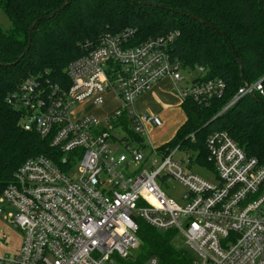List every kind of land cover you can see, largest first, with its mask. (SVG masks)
<instances>
[{"label": "built area", "instance_id": "built-area-1", "mask_svg": "<svg viewBox=\"0 0 264 264\" xmlns=\"http://www.w3.org/2000/svg\"><path fill=\"white\" fill-rule=\"evenodd\" d=\"M133 36L103 35L69 62L66 87L26 78L8 94L22 128L47 139L55 154L26 159L0 189V244L10 240L6 225L21 232L16 249L0 251V264H124L134 260L140 220L183 235L198 256L189 264H264V160L246 154L226 131L206 137L205 162L198 151L194 161L175 159L180 144L158 149L144 139L161 118L134 108L163 78L180 103L208 104L223 94L224 82L203 79V67H184L172 54L177 31L135 45ZM262 81L244 83L226 108L263 95ZM107 94L116 100L112 110L76 115V105L102 106ZM121 148L127 153L117 154ZM173 180L184 188L177 197L161 188ZM141 264L160 263L149 257Z\"/></svg>", "mask_w": 264, "mask_h": 264}, {"label": "trees", "instance_id": "trees-1", "mask_svg": "<svg viewBox=\"0 0 264 264\" xmlns=\"http://www.w3.org/2000/svg\"><path fill=\"white\" fill-rule=\"evenodd\" d=\"M65 1L0 0L10 21L8 29L0 27V189L26 159L55 154L47 139L22 128L8 94L26 78L45 88L66 87L70 61L103 35L125 30L134 32L133 45L177 31L172 54L184 67H203V79L225 84L223 94L208 104L181 103L185 120L171 143L191 147L205 162L206 137L226 131L246 154L264 160V93L246 95L226 108L244 83L263 78L264 90V0H69L57 11ZM137 225L139 245L134 260L124 264H141L149 257L160 264L192 262L187 250L172 245L174 230H158L141 220Z\"/></svg>", "mask_w": 264, "mask_h": 264}, {"label": "rangeland", "instance_id": "rangeland-1", "mask_svg": "<svg viewBox=\"0 0 264 264\" xmlns=\"http://www.w3.org/2000/svg\"><path fill=\"white\" fill-rule=\"evenodd\" d=\"M10 26V21L6 14L0 9V27L3 29H8ZM193 75H197V72H193ZM115 98V97H114ZM115 100H111V98L108 101V104L113 107V103ZM112 103V104H111ZM82 107L89 108L96 112V109L101 108V106H94L91 103H87L84 105H76L74 110L77 112V110ZM94 107V108H93ZM98 112H96L97 114ZM101 115V114H98ZM162 120V126L156 127V128H149L147 131V134L144 136V139L146 142H150L151 145L148 144L149 147L154 146L155 148L161 149L169 147L171 150L175 149V146L177 144L171 143L174 135L176 134L178 128L181 126V124L185 120V115L180 106L175 107L172 111L167 112V114L160 115L159 116ZM119 135H123L122 131H119ZM188 146L183 145L181 148H179L174 158L175 159H184L188 160L190 156H192L193 161L197 157V151L193 152L190 148H186ZM149 149L145 150V152H148ZM120 153H127L125 149L121 148L117 154ZM198 158V157H197ZM186 165V164H184ZM134 166H132L133 169ZM195 171H197L200 175L206 177V178H213V172L208 170H201L200 168H195ZM71 176L73 178L77 177V164L72 165V169L70 171ZM161 188L165 191V194L167 196L177 197L179 194H181L184 191V188L176 181H172L169 183V187H165L161 185ZM7 227H4V233L7 234L8 237H10L9 242H5L0 244V251L2 253H11L16 247L18 246L20 239H21V232L15 229L12 226L6 225ZM172 245L178 249H185L189 252V254L192 256L193 259H198L197 254L188 247V245L185 243V239L183 235H181L179 232H176L174 237L172 238Z\"/></svg>", "mask_w": 264, "mask_h": 264}, {"label": "crops", "instance_id": "crops-1", "mask_svg": "<svg viewBox=\"0 0 264 264\" xmlns=\"http://www.w3.org/2000/svg\"><path fill=\"white\" fill-rule=\"evenodd\" d=\"M173 86L174 85L169 78L161 79L153 87H151L149 90L144 92L141 96H139L135 100L134 103L135 110L139 113L165 116L167 112L172 111L175 107L178 106L181 107V103L176 93L174 92ZM110 98L111 100H115L112 94H107L105 98V103L101 106V108L96 109V112H98L97 114L96 112H94L89 108L80 106V108L76 112V115L79 116L89 111L97 116H102L105 112L112 110L116 105V100L115 102L113 101L114 102L113 104L111 103L113 107L108 104Z\"/></svg>", "mask_w": 264, "mask_h": 264}, {"label": "water", "instance_id": "water-1", "mask_svg": "<svg viewBox=\"0 0 264 264\" xmlns=\"http://www.w3.org/2000/svg\"><path fill=\"white\" fill-rule=\"evenodd\" d=\"M68 1H69V0H66V1L62 4V6H61L60 8L57 9V11H59L60 9H62V8L68 3ZM35 22H36V21H35ZM35 22H33V24L31 25L30 30H32V28H33ZM227 40H228V39H227ZM229 44H230V47H231V49H232V51H233V54L237 57L236 52H235V50H234L232 44H231V43H229ZM235 103H236V102H235ZM235 103H233V104H235ZM233 104H232V105H233Z\"/></svg>", "mask_w": 264, "mask_h": 264}]
</instances>
